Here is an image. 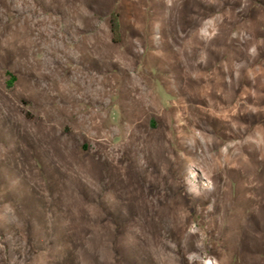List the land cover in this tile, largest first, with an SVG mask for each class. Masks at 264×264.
Instances as JSON below:
<instances>
[{
	"label": "rangeland",
	"instance_id": "obj_1",
	"mask_svg": "<svg viewBox=\"0 0 264 264\" xmlns=\"http://www.w3.org/2000/svg\"><path fill=\"white\" fill-rule=\"evenodd\" d=\"M0 264H264V0H0Z\"/></svg>",
	"mask_w": 264,
	"mask_h": 264
}]
</instances>
